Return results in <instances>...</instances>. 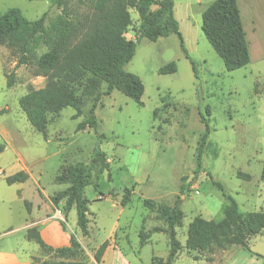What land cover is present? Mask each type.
<instances>
[{"label":"rangeland","instance_id":"1","mask_svg":"<svg viewBox=\"0 0 264 264\" xmlns=\"http://www.w3.org/2000/svg\"><path fill=\"white\" fill-rule=\"evenodd\" d=\"M52 1L0 0V15L18 9L26 19L34 21L45 13L49 23L62 13L76 28L77 37L88 31L92 17L89 7L77 0H66L62 11ZM213 1L173 0V15L189 59L175 34L156 42L141 39L137 43L135 54L124 69L142 82V105L118 91L103 96L105 84L84 72L75 71L57 79L78 97L83 115L99 96L96 132H77L75 128L82 117L73 120L75 111L71 108L49 114L43 132L33 129L18 100L29 91L42 88L46 79L34 74L35 60L16 67L15 50L0 44V111L4 110L0 113V126H5L10 134L0 154V200L4 201L0 203V234L7 227L16 229L29 221L24 206L27 201L33 219L43 217L53 220L55 226L60 224L57 228L67 238V244L71 236L75 237L82 259H88V254L92 257L104 241L115 240L121 254L134 264H151L154 257L166 259L169 243L166 234L158 232L140 246L142 228L148 231L165 227L156 212L143 207V199L167 206L180 200L183 217L176 237L182 246L194 217L214 223L223 219L228 197L234 200L242 218L253 212L264 213V181L260 179L264 162V0L240 1L250 61L234 71L225 69L201 30V15ZM252 13L260 18L254 32L250 30ZM129 15L131 23L124 36L135 41L139 18L132 9ZM45 51L44 47L38 49L36 58ZM169 63H175L176 72L159 74L158 70ZM10 73L14 74V83L7 88L4 75ZM201 118L209 126V136L201 170L196 173L197 147L204 133ZM100 134L104 140L99 148L109 164L110 178L100 165L91 171L90 184L84 190L89 211L88 235L83 236L76 225V210L73 208L65 218L63 201L53 208L50 198L68 186L60 178L65 177L70 166L88 164ZM19 156L22 159L18 160ZM19 171L26 172L28 180L19 188L8 186L4 178ZM238 173L248 174L250 180L239 178ZM213 182H219L223 190ZM184 184L191 185L181 195L179 189ZM126 189L131 191L130 204L121 206ZM23 234L14 230L10 236L0 237V252L54 254L41 251ZM236 234L237 229L233 228L230 235ZM221 241L222 236L218 235L212 254H264V231L248 238L249 252L233 246L223 251L216 246ZM199 254L210 255L183 248L173 264H206ZM192 257L199 259L194 261Z\"/></svg>","mask_w":264,"mask_h":264},{"label":"trees","instance_id":"2","mask_svg":"<svg viewBox=\"0 0 264 264\" xmlns=\"http://www.w3.org/2000/svg\"><path fill=\"white\" fill-rule=\"evenodd\" d=\"M77 2L92 11L88 31L80 37H77L76 28L62 13L49 23H46L45 13L34 21L26 19L18 9H9L0 15V44H6L15 50L18 55L16 67L28 65L35 60L34 74L46 79L42 88L31 90L18 100L27 121L38 132H43L45 129L49 114L65 108L75 111L73 120L82 117L76 125L77 132L86 129L97 131L95 108L99 96L94 99L88 113L83 115L79 108L78 97L57 81L61 76L75 71L87 73L105 84L103 96L118 91L140 106L144 92L143 84L136 75L125 71L124 67L133 58L137 43L141 39L156 42L160 38L175 34L179 38L181 51L185 58L189 59L179 24L173 15V0H77ZM52 3L64 11L66 0H53ZM152 7L155 9L152 10ZM130 9L135 10L139 18L135 41L124 36L131 23ZM201 30L227 71L238 70L249 64L248 44L236 0H214L201 15ZM41 47L46 51L36 58V51ZM175 72V63H169L158 70L162 75ZM13 75V73L4 75L7 88L13 86ZM3 112L4 110L0 111ZM201 122L204 125V133L197 147L196 173L201 170L202 154L209 136L206 120L201 118ZM103 140L102 134L97 136L88 164L77 163L70 166L65 177L60 178L68 186L50 198L53 208L63 201L62 211L65 218L73 208L76 210V225L83 236L88 235L89 211L84 190L90 184L91 171L100 165L101 171H106L110 178L109 164L99 148ZM4 150L5 145L0 144V154ZM237 176L250 180L248 174L238 173ZM28 178L26 172L19 171L6 176L4 181L11 186L22 184ZM260 179L264 181V162ZM190 185H182L179 193L185 195ZM213 185L220 191L223 190L219 182H213ZM130 195V190H124L120 200L121 206L130 204ZM227 199L229 204L224 209L223 219L219 223L204 220L199 216L192 219L187 228L184 246L176 237V229L181 225L183 217L180 200L177 199L172 206H167L143 199V207L156 212L165 227H154L148 231L142 228L139 232L140 246H144L151 235L158 232L165 233L169 243L166 259L154 257L151 264H173L183 248L187 251L207 252L211 255L214 252L213 243L218 235L222 236V241L216 244L217 248L225 250L229 246H237L249 251L248 238L261 235L264 231V213L253 212L242 218L238 214L234 200L230 197ZM24 206L30 212L31 204L24 201ZM233 228L237 229L236 235H230ZM25 237L35 242L41 251L53 252L57 258L71 260L68 262L35 260L38 264H91L86 258L82 259L83 254H78L79 243L74 236H71L68 247L57 249L46 245L35 227L28 229ZM108 246L109 241H104L94 251L93 259L96 264H100ZM201 255L203 254H199ZM210 260L209 257L206 258V261ZM261 264H264V258Z\"/></svg>","mask_w":264,"mask_h":264},{"label":"crops","instance_id":"3","mask_svg":"<svg viewBox=\"0 0 264 264\" xmlns=\"http://www.w3.org/2000/svg\"><path fill=\"white\" fill-rule=\"evenodd\" d=\"M240 1L241 0H236L237 7L239 9L241 24L245 32L242 11L240 8ZM249 17H250V30L254 32L260 24L259 23L260 18L258 14H254V13H252V16L249 15ZM7 130L8 129H6L5 126H0V144H4V145L8 144L7 141L9 139L10 134L8 133ZM6 146L7 145H5V148ZM20 159L22 158L19 156L18 160ZM21 185L22 184H13L11 186L19 188ZM0 203H4V201L0 200ZM27 216L29 217L28 222H26L25 220L26 223L21 225L20 227H16V229H13V227H7L2 231L0 237L10 236L13 234L14 230H17L21 233H24L23 237L25 238L26 231L28 229L33 227L38 229L40 226L42 227V229L41 230L39 229L38 232L40 234L41 239L44 241L46 245L51 246L54 249L69 246V244H67V238L65 239V236H63L59 230V227H61L60 224L57 223L59 226L57 228V224L56 226L55 224H52L53 220L50 219L46 220L43 217H41L40 219H33L34 217L32 216V211L27 213ZM55 241L57 244H55ZM233 247H237V246H233ZM232 252L233 251L227 253L225 252L226 254H218V256H216V254H211L208 256L211 259L210 261H206V258H208L207 256L201 255L199 256V258L201 260H204L206 264H261L264 258V254H254L249 251H248L249 254H232ZM90 255L91 254H88L89 257L87 259L88 262L91 264H96L93 259V255L92 257ZM191 259L194 260L193 257ZM35 260L47 261V262H58L62 260H64L65 262L71 261V260L57 258L54 254H30V253L13 254V253H7L5 251L0 252V264H38ZM194 261H198V260H194ZM100 264H134V263L128 259L126 254H121L115 240H110L109 246L106 248Z\"/></svg>","mask_w":264,"mask_h":264},{"label":"water","instance_id":"4","mask_svg":"<svg viewBox=\"0 0 264 264\" xmlns=\"http://www.w3.org/2000/svg\"><path fill=\"white\" fill-rule=\"evenodd\" d=\"M190 178L187 179V181H189Z\"/></svg>","mask_w":264,"mask_h":264}]
</instances>
